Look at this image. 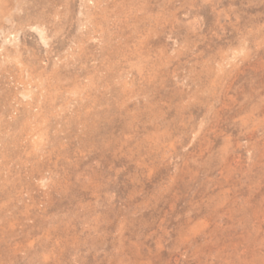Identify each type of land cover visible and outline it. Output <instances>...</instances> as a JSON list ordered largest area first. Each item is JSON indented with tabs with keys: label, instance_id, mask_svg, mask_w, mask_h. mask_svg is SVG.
<instances>
[{
	"label": "rangeland",
	"instance_id": "obj_1",
	"mask_svg": "<svg viewBox=\"0 0 264 264\" xmlns=\"http://www.w3.org/2000/svg\"><path fill=\"white\" fill-rule=\"evenodd\" d=\"M0 264H264V0H0Z\"/></svg>",
	"mask_w": 264,
	"mask_h": 264
}]
</instances>
